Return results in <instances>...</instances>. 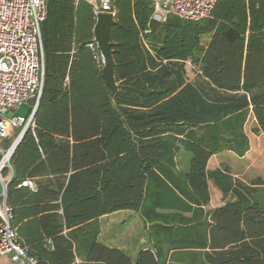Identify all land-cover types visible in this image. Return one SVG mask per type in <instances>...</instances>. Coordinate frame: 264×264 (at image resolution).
Instances as JSON below:
<instances>
[{"label": "trees", "instance_id": "trees-1", "mask_svg": "<svg viewBox=\"0 0 264 264\" xmlns=\"http://www.w3.org/2000/svg\"><path fill=\"white\" fill-rule=\"evenodd\" d=\"M112 6L113 97L91 6L46 2L43 86L6 187L28 255L36 264H161L177 250L185 264H264V179L209 167L220 152H249L250 119L264 137V0H218L199 21L157 22L151 0ZM211 185L222 203L208 209ZM121 210L151 224L155 254L132 261L97 241V219Z\"/></svg>", "mask_w": 264, "mask_h": 264}, {"label": "built area", "instance_id": "built-area-1", "mask_svg": "<svg viewBox=\"0 0 264 264\" xmlns=\"http://www.w3.org/2000/svg\"><path fill=\"white\" fill-rule=\"evenodd\" d=\"M85 2L93 15H115L113 0H73ZM218 0H151L152 18L164 22L168 16L185 21L207 18ZM47 0H0V143L9 136L11 128L26 129L32 125L37 101L43 86V52L40 25L46 16ZM34 106L25 116L6 117L22 104ZM21 129V131H22ZM12 146L0 145V256L9 255L10 264H36L28 255L23 240L11 226V209L6 203V185L12 177L9 164ZM4 169L7 178L2 177ZM23 185L31 187V182Z\"/></svg>", "mask_w": 264, "mask_h": 264}, {"label": "crops", "instance_id": "crops-1", "mask_svg": "<svg viewBox=\"0 0 264 264\" xmlns=\"http://www.w3.org/2000/svg\"><path fill=\"white\" fill-rule=\"evenodd\" d=\"M185 65H190L192 67L190 62H186ZM12 131L13 130L11 129L9 130V136L6 140L12 139V143H13L18 135L16 136L15 132ZM4 142L5 140L1 142L0 145H2L4 148H7L4 146ZM12 143L10 145H12ZM225 153H232V152L229 151L220 152L214 155L211 158V160L213 158H217L218 156L224 155ZM215 168H221V167L217 166ZM5 178H7L6 180H8V171H7V177ZM9 181L10 180H8L7 183ZM0 189H1V185H0ZM221 203L222 201L220 202V204ZM215 206H213L210 201V205L208 209L214 208ZM97 223L99 228L97 241L108 248L118 249L122 251L132 261H136L139 253L142 251L149 250L153 254L156 253V249L154 248V238L150 231L151 224L145 221L139 212L128 211V210L117 211L112 214L103 215L99 217L97 219ZM81 228L83 229V232L89 231L88 225L82 226ZM67 231L68 230L64 228L62 233L65 234ZM49 244H50V239L47 240L46 247L50 248ZM72 252L74 254V244L72 245ZM173 255H175L174 257H176V259L172 258ZM178 258H179V251L177 250L168 251L167 253H164L162 255L163 261L161 264H185L183 261H181ZM72 264H103V263L86 262L83 260L81 261L80 258L75 257L74 262Z\"/></svg>", "mask_w": 264, "mask_h": 264}, {"label": "rangeland", "instance_id": "rangeland-1", "mask_svg": "<svg viewBox=\"0 0 264 264\" xmlns=\"http://www.w3.org/2000/svg\"><path fill=\"white\" fill-rule=\"evenodd\" d=\"M187 79L192 82L194 72L190 65H185ZM30 111V103L22 104L15 112H8L6 117L11 118L14 115L25 117ZM255 123L252 119L245 126L246 134L250 140V150L243 157H238L233 153H225L224 155L213 158L209 167L217 166L223 168L228 167L230 173L239 179L248 181L256 177L264 179V137L256 135L252 130ZM18 128H11L15 132ZM211 203L213 206L220 204L222 201L220 193L211 185ZM2 190L0 189V195ZM127 212V211H126ZM128 214V213H127ZM0 264H10V256H0Z\"/></svg>", "mask_w": 264, "mask_h": 264}, {"label": "water", "instance_id": "water-1", "mask_svg": "<svg viewBox=\"0 0 264 264\" xmlns=\"http://www.w3.org/2000/svg\"><path fill=\"white\" fill-rule=\"evenodd\" d=\"M115 25V16L107 13H98L95 16V23L92 29L93 41L100 53L102 59V77L110 89V96L113 97L117 91L118 85L115 82L114 63L111 53V43L109 41V32ZM25 129L18 134L12 143L13 151L17 147Z\"/></svg>", "mask_w": 264, "mask_h": 264}]
</instances>
